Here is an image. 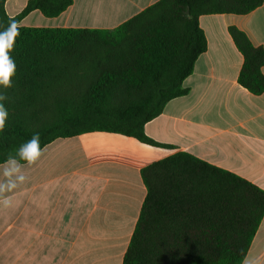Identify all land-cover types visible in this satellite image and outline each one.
<instances>
[{"label":"trees","instance_id":"trees-1","mask_svg":"<svg viewBox=\"0 0 264 264\" xmlns=\"http://www.w3.org/2000/svg\"><path fill=\"white\" fill-rule=\"evenodd\" d=\"M0 0V31L9 17ZM262 0H159L113 30L20 27L9 111L0 132V164L34 133L41 148L58 138L106 132L163 146L144 133L206 50L203 15H247ZM72 0H28L47 18ZM242 57L237 82L264 93V51L236 27L227 29ZM23 164L24 162L21 161ZM146 195L123 264H242L264 216V191L187 153L140 171Z\"/></svg>","mask_w":264,"mask_h":264},{"label":"crops","instance_id":"crops-1","mask_svg":"<svg viewBox=\"0 0 264 264\" xmlns=\"http://www.w3.org/2000/svg\"><path fill=\"white\" fill-rule=\"evenodd\" d=\"M27 1L6 0V14L15 17ZM157 1L72 0L57 17L33 11L19 24L113 30ZM262 1L247 15L198 18L206 50L182 83L188 93L144 126L163 146L89 132L43 147L40 161L24 169L28 181L13 194L15 206L0 209V264H123L146 195L140 171L176 153L264 191V93L253 95L238 84L242 57L227 31L236 27L264 51ZM246 257L264 264V216Z\"/></svg>","mask_w":264,"mask_h":264},{"label":"clouds","instance_id":"clouds-1","mask_svg":"<svg viewBox=\"0 0 264 264\" xmlns=\"http://www.w3.org/2000/svg\"><path fill=\"white\" fill-rule=\"evenodd\" d=\"M20 24L13 18L9 19L7 28L0 31V87L7 90L13 87L16 75V62L10 53L14 50L16 38L20 35ZM9 100L6 92L0 91V132L6 128L9 111L5 102ZM44 154L41 148L40 134L32 137L15 150V155L9 154L0 164V209H10L15 206L13 194L28 181L25 167L35 166ZM21 161L24 163L22 164ZM243 264H260L255 258L245 257Z\"/></svg>","mask_w":264,"mask_h":264}]
</instances>
